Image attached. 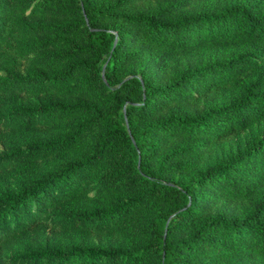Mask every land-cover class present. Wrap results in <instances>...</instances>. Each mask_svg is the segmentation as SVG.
Wrapping results in <instances>:
<instances>
[{
  "label": "trees",
  "instance_id": "16d2710c",
  "mask_svg": "<svg viewBox=\"0 0 264 264\" xmlns=\"http://www.w3.org/2000/svg\"><path fill=\"white\" fill-rule=\"evenodd\" d=\"M253 13L244 4L194 11L183 0H0V137L40 124L49 134L42 143L47 151L77 149L56 170L0 194V262L264 261V196L239 222L208 206L221 198L254 199L264 185V147L259 159L209 167L194 180L166 178L189 172L196 165L192 153L264 115V92L252 85L239 101L205 115H193L189 106L227 89L257 63L252 53L226 50L239 38L264 47V12ZM112 22L129 31L118 36ZM158 54L179 59L161 60L152 74L125 76L123 67ZM115 94L122 96L108 99ZM52 95L57 102L21 104ZM183 137L201 142L183 144ZM8 158L0 154V172L13 165ZM65 199L81 208L72 216L63 212L57 226L72 220L101 230L116 226L142 245L3 254V240L49 221V209Z\"/></svg>",
  "mask_w": 264,
  "mask_h": 264
},
{
  "label": "rangeland",
  "instance_id": "374dc122",
  "mask_svg": "<svg viewBox=\"0 0 264 264\" xmlns=\"http://www.w3.org/2000/svg\"><path fill=\"white\" fill-rule=\"evenodd\" d=\"M12 3L18 0H10ZM178 0H154V3L167 4ZM182 1V0H179ZM188 9L198 11L200 9H222L231 5L244 4L249 6L254 13L259 15L264 11V0H183ZM253 13V14H254ZM110 28L114 30L118 36H122L129 31V27L121 22L110 23ZM227 52H237L241 55L244 53L254 54L258 60L246 73L238 76L230 83L227 89L213 91L202 95L198 103H189L193 115H205L211 110H218L226 104L239 101L248 87L252 85V91L264 92V47L258 42L239 38L233 45L227 47ZM179 59V56L148 55L139 61L132 62L123 67L125 76L133 73L145 72L152 74L157 70L160 64L164 62H173ZM187 65L188 60L182 61ZM122 96L121 94L109 95L108 99L114 100ZM58 101V95H52L49 98L36 97L35 99H22L21 104H29L35 101L42 104L45 101ZM84 99H78L83 102ZM87 102V101H86ZM97 108L101 113L104 111V104H98ZM49 134L46 133L42 125L32 124L25 127L21 132L15 135L12 131H6L0 137V154L9 156V160L13 161V165L8 169L0 172V194L8 191H18L26 184L33 181L37 177H43L53 170L59 168L65 161L72 159L77 149L72 146L70 149L59 151L58 153H50L45 149L42 143ZM201 139L188 137L182 138L183 144H198ZM264 147V115L255 118L244 129L232 132L222 138L212 140L200 151L192 153L196 165L187 173L178 171L168 174L166 178L174 180L190 181L198 176L206 173L209 167H217L227 163L228 161L237 162L249 159H259ZM92 191H90L91 193ZM264 196V185L261 187L254 199L246 200H230L221 198L217 201L210 202L208 205L212 212H221L226 214L228 218L236 219L238 222L244 217L250 215L255 205ZM101 203L95 205L96 208ZM81 205L72 203L71 200L65 199L62 204L49 209L48 214L52 217L47 222H41L37 226L33 225L26 231L19 232L9 239L2 241V251L5 255L23 254L25 252H38L47 249H69L73 247H87L92 249H119L133 250L140 245V238H125L121 231L116 227L111 229H98L86 227L76 220H72L69 226H57L60 223L61 214L68 213L77 214ZM88 208L84 207V210ZM64 225V224H63ZM0 264H2L0 262ZM245 264H264V261L257 257H250Z\"/></svg>",
  "mask_w": 264,
  "mask_h": 264
}]
</instances>
